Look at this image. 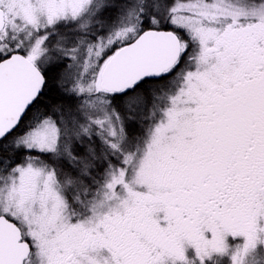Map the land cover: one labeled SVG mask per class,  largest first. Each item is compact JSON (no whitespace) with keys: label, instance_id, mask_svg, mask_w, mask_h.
Instances as JSON below:
<instances>
[{"label":"rangeland","instance_id":"rangeland-1","mask_svg":"<svg viewBox=\"0 0 264 264\" xmlns=\"http://www.w3.org/2000/svg\"><path fill=\"white\" fill-rule=\"evenodd\" d=\"M250 2L0 0L6 22L0 56L21 49L43 69L60 64L57 79L81 96L55 118L29 125L15 142L59 156L71 172L58 177L35 156L0 171V215L32 248L24 264H177L185 253L182 264H264V173L253 174L251 189L238 191L239 198H228L225 231L196 215L187 221L192 240L187 230L153 218L155 210L193 204L181 199L187 193L181 173L194 180L203 169H232L238 189L241 151L223 153L217 139L236 123L223 101L263 70L264 0ZM141 15L175 29L185 56L167 86L157 85L150 99H124L119 108L99 89L100 72L139 34ZM43 39V54L35 58ZM126 128L143 133L133 138ZM257 130L246 139L264 138V128ZM109 156L116 160L109 164ZM210 176L205 184L216 191L219 179ZM201 198L200 214L212 220V206ZM183 238L195 253L182 247Z\"/></svg>","mask_w":264,"mask_h":264},{"label":"water","instance_id":"water-1","mask_svg":"<svg viewBox=\"0 0 264 264\" xmlns=\"http://www.w3.org/2000/svg\"><path fill=\"white\" fill-rule=\"evenodd\" d=\"M4 27L0 9V31ZM177 35L166 29H147L134 40L118 48L106 61L99 79V88L121 92L144 78H157L179 58ZM44 83L38 68L20 53H11L0 60V140L19 124ZM31 245L23 240L20 229L0 215V264H24Z\"/></svg>","mask_w":264,"mask_h":264},{"label":"flooded vegetation","instance_id":"flooded-vegetation-1","mask_svg":"<svg viewBox=\"0 0 264 264\" xmlns=\"http://www.w3.org/2000/svg\"><path fill=\"white\" fill-rule=\"evenodd\" d=\"M245 1L246 2L251 1L250 3H252V1L258 2L259 0H245ZM5 27H6V22L0 34L3 33V31L5 30ZM43 43H44V39L40 41V44H39L40 47H38V50L36 49L37 51L35 54L36 55L35 58H38L43 54V51H42ZM182 44L180 46V55L175 65L169 68L166 72H164L163 75H161V76H169L168 81L169 80L173 81V79L178 77L176 74H178L179 73L178 70L180 71V69L182 68L181 64L185 56L184 55L185 50ZM17 52L22 54L26 58H28L43 75L44 83L39 89V93H38L39 95L41 93L43 86L45 85V81H46L45 70L46 69H43L40 66H38L34 62V57L31 58L30 56H27L23 50L20 49ZM259 71H260V68H259ZM260 72L261 73L258 74L257 76L249 75L247 78L243 79V81L238 85V88H237L238 90L230 96L229 101H225V102L223 101V106L225 108H230V107L233 108V114H235L236 123L235 125H233L231 129H228V130L225 129L224 133L221 134L217 140H218V144L221 147L223 153L224 151H238V150L241 151V156L239 157L244 159L245 173L243 172L241 177L239 178L240 180H238V184H237L238 189L235 190V187L231 184L232 180L235 179L231 175L233 173L232 169H230L227 172L220 170L217 167L208 168L207 170L203 169L201 172L198 173L196 177H194V180L193 178L186 179V177L184 176V173H181L179 175L181 176L179 178V182H181V184L183 185V188H185V191H187V193L182 194L181 199L183 200V202L189 201L193 204L189 205L188 208H186L187 206L183 207L179 205H174L171 208H163V209L155 210L153 212V218L161 226H177L179 227L180 231L187 230L189 232V236L193 240V234L187 228V221H190L192 219L191 217L193 216L199 215V217H201L202 215H204L206 222H213L217 224L220 229L225 231V227L228 224L227 219L230 218L229 208L227 207V204H229L228 198H231V197L239 198L238 191H244V190L251 189L249 188V185L253 179V174L261 175L262 173H264V138H258L257 136L253 140L246 139L247 134L249 135L250 132H255V135L256 134L258 135L259 132L257 129L264 128V122H262L264 120V115H263L264 114V65H263V70ZM160 77L144 78V79H158ZM178 81H179V78H178ZM137 84L121 92H118V93L112 92L109 94L112 96V95L123 93L125 91L131 92L132 89ZM167 85H168V82H167ZM177 87L178 85H176V88ZM176 88L172 89L171 92H173ZM34 101L32 102V104L34 103ZM31 105L29 107H31ZM214 106L217 107L218 104L215 103ZM6 138L1 139L0 143H2V141ZM250 157L252 159H249ZM209 176H210V179H213V177L219 179L220 184L218 185V189L216 191H211V192L208 191L211 189L205 183L206 181H208L207 178ZM191 189H193V191L197 190L198 192L190 193L189 191ZM205 190H207L206 192L208 193H206ZM234 190L236 191V194ZM201 195H205L208 205L212 206V209H211L213 210L211 212L212 220H210L208 218L209 216H206L205 213L200 214V212L202 211L201 206H203ZM183 208L184 210H182ZM204 233H202L203 236H205ZM229 237H232V236H229ZM184 245L186 246V249H188L187 251L195 253V247L192 246L190 241L185 238L182 239V247H184ZM186 259H189L187 256V253H185V256L180 257V259L176 263L177 264L185 263ZM192 264H195V263H192Z\"/></svg>","mask_w":264,"mask_h":264},{"label":"trees","instance_id":"trees-1","mask_svg":"<svg viewBox=\"0 0 264 264\" xmlns=\"http://www.w3.org/2000/svg\"><path fill=\"white\" fill-rule=\"evenodd\" d=\"M141 16L142 18L140 21V31L149 28L172 29L171 27H167V25H165L164 27L161 25H152V23H148L144 15ZM4 57V55H1L0 60ZM59 65H55L53 67L49 66V68L45 70L46 81L45 85L41 90V93L38 95L31 107L27 108L25 114L19 122V125L12 132L9 133L10 135H6L7 138L5 136L4 138L6 139H4L2 143H0V147L2 146L0 148V167L2 168H0V171L3 170L1 172H6L10 167L23 160V156H35L42 159V161H44L46 164L52 165V167L56 169V175L58 177L62 176V174L65 172H71L69 171L70 165H68L67 161H64L62 158H59V156H54L53 153L50 152L48 154L46 152H38L37 150L35 151L31 149H26L22 146V144L15 143L18 138H20L29 129H31L32 126L29 125L36 124L37 122L42 121L44 118H55V112L58 108L65 107L71 103H74V100L81 98V96L69 93L66 90V86L61 84V82L57 79L56 74L58 73ZM168 77L169 76H161L158 79H144L141 80L132 89L131 92L125 91L123 93L112 96L110 94L107 95L115 101L117 107L121 108L122 101L132 96L141 95L144 97L147 96L150 99L151 96H149V94L153 93L154 89L158 87L157 85L163 87L167 85ZM131 115L134 116L135 119L137 118L136 114ZM130 130L133 131L132 128H130ZM130 130L128 131L126 128V132H128L130 136H133V138L135 134L140 137L143 133V129L131 133ZM4 144H6V146ZM80 150L81 148L78 147V152ZM85 159H87V157H85ZM115 160V156H109L107 162L110 164ZM88 162H91V160H88ZM103 167V164H99L97 171L99 172Z\"/></svg>","mask_w":264,"mask_h":264}]
</instances>
